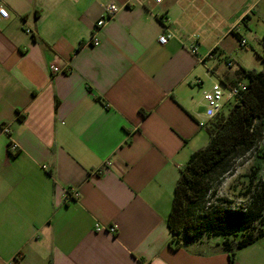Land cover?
<instances>
[{"label":"crops","instance_id":"1","mask_svg":"<svg viewBox=\"0 0 264 264\" xmlns=\"http://www.w3.org/2000/svg\"><path fill=\"white\" fill-rule=\"evenodd\" d=\"M127 1L0 0V264H264V235L230 260L215 240L174 247L166 223L209 140L203 90L222 85L225 114L236 34L264 0ZM108 2L123 7L91 46Z\"/></svg>","mask_w":264,"mask_h":264},{"label":"trees","instance_id":"2","mask_svg":"<svg viewBox=\"0 0 264 264\" xmlns=\"http://www.w3.org/2000/svg\"><path fill=\"white\" fill-rule=\"evenodd\" d=\"M262 46L264 51V36ZM260 59V70L238 67L245 89L225 114L218 113L208 124V143L192 152L179 170L166 220L174 247L202 238L215 240L233 260L238 249L264 235V178H258L264 162V148L259 149L264 132V53ZM253 151L256 164L244 174L247 180L239 190L244 202L224 205L229 202L219 195L224 179Z\"/></svg>","mask_w":264,"mask_h":264},{"label":"built area","instance_id":"3","mask_svg":"<svg viewBox=\"0 0 264 264\" xmlns=\"http://www.w3.org/2000/svg\"><path fill=\"white\" fill-rule=\"evenodd\" d=\"M139 0H128L127 3L131 2H138ZM160 1V0H156ZM123 7V5H118L112 2H108L102 6V14L101 16L96 20V22L93 25L90 38L88 40V44L91 46H97L100 42V34L104 28V26L119 12V10ZM0 17L1 18H8V10L7 8L0 2ZM27 33H30V30H26ZM171 37H173V34L170 31H166L159 35L158 42L161 44L166 43ZM247 44L246 39L240 37L239 39V45L240 47H245ZM189 50L197 55V46L191 45L189 47ZM213 50L205 54L204 56H198V61L204 62L206 59L213 58ZM228 65H231V62H228ZM52 72L59 71L56 66H51ZM207 71L210 72L211 69L207 68ZM246 83L242 81H237L236 83L232 84L227 93V99H234L235 96L242 90L245 89ZM224 88L220 83H214L209 89L203 90V98L206 103V109H205V115L208 120H212L215 118V116L220 112L223 106L224 101ZM200 126L205 125L204 121L199 122ZM2 132L6 134L8 137H10V129L8 126L2 127ZM18 144L13 139L9 138L6 144V151L8 154L13 155L18 152ZM79 196V193L75 189L66 190L65 192V198L67 199H76ZM94 229L96 231H101L104 229L103 226H101L98 223L94 224ZM109 232H114L115 228L113 226L108 228Z\"/></svg>","mask_w":264,"mask_h":264},{"label":"rangeland","instance_id":"4","mask_svg":"<svg viewBox=\"0 0 264 264\" xmlns=\"http://www.w3.org/2000/svg\"><path fill=\"white\" fill-rule=\"evenodd\" d=\"M245 36L247 44L245 47H237L233 51L234 63H239L247 69H256L260 70L263 66L260 56L263 55V46L262 40L264 36V3H262L257 9V13L254 15L252 21L250 22L249 28L245 30ZM235 39V38H234ZM236 41V39H235ZM236 67V64L233 66V69ZM245 83L246 79H242ZM234 103V100L231 101V104ZM230 104V105H231ZM227 104L224 107L225 113L227 112L229 106ZM264 148V132L263 137L259 143V149ZM255 151L251 152L246 156L244 160L238 161L236 163V169L233 175H228L220 189L219 195L221 197L228 198L229 202L224 203L230 205L231 207H236L241 205L244 202V197L241 196L239 190L243 189L247 177L244 174L250 173L251 168L256 164L255 163ZM260 169L258 172V178H264V162L261 163ZM243 182V183H242ZM215 236L213 239H217Z\"/></svg>","mask_w":264,"mask_h":264}]
</instances>
